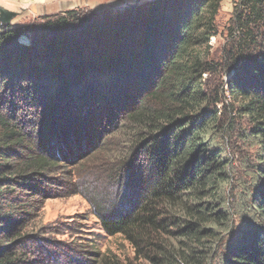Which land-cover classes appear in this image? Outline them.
I'll return each instance as SVG.
<instances>
[{"label":"trees","instance_id":"trees-1","mask_svg":"<svg viewBox=\"0 0 264 264\" xmlns=\"http://www.w3.org/2000/svg\"><path fill=\"white\" fill-rule=\"evenodd\" d=\"M224 1L71 10L30 31L0 22V89L40 112L52 109L59 90L65 104L92 92L93 121L132 133L117 204L99 219L149 264H264V0H240L222 66L209 43ZM218 66L233 74L210 91L204 76L219 74ZM1 98L0 264H17L19 253H9L16 236L1 225L9 223L6 186L56 163L26 140ZM21 145L19 163L10 161L5 151ZM243 147L254 161L237 158Z\"/></svg>","mask_w":264,"mask_h":264},{"label":"rangeland","instance_id":"rangeland-1","mask_svg":"<svg viewBox=\"0 0 264 264\" xmlns=\"http://www.w3.org/2000/svg\"><path fill=\"white\" fill-rule=\"evenodd\" d=\"M42 1L46 3L40 4ZM50 2L0 0V6L18 14L12 25L29 31L43 23L46 16L71 10L89 15L107 8H116L122 14L127 7L120 0H76L69 7L61 8ZM239 3L240 0H225L221 4L215 24L216 35L209 43L211 59L217 65L224 66L227 53L233 49L230 32L236 27ZM30 37V34L24 35L21 41L29 44ZM218 69L221 68L218 66ZM232 74L227 75L221 69L219 74L205 75L204 78L214 84L212 91L229 83ZM62 92L59 90L54 94L56 99L52 109L40 112L16 99L12 90L0 89L1 100L6 102L7 111L4 113L20 122V132L27 136L26 140L34 139L37 149L42 147L44 155H53L51 159L56 163L32 178L16 175L12 180L17 179V182L7 184L6 189L10 192L5 195L8 205L4 216L9 223L1 225L8 226L16 236L9 253H19L17 264H99L101 260L114 264H149L122 236L108 235L99 219L100 213L117 204L115 196L120 191L117 179L122 173L119 167L128 160L131 146L129 148L127 143L131 141L132 133L120 129L114 131L103 120L93 121L92 92L84 93L87 97L78 98L77 102L73 98L68 104L63 102ZM228 93L225 87L221 97L230 107L233 103ZM242 124L243 128L248 127L247 122ZM22 147L25 146L5 151L11 157L10 161L19 163L15 152H22ZM244 154L254 161V150L243 147V154L241 152L237 158Z\"/></svg>","mask_w":264,"mask_h":264},{"label":"water","instance_id":"water-1","mask_svg":"<svg viewBox=\"0 0 264 264\" xmlns=\"http://www.w3.org/2000/svg\"><path fill=\"white\" fill-rule=\"evenodd\" d=\"M138 4L139 0L134 1H123V5H132V3ZM18 16L17 13L9 11L0 6V22L4 25H12V21Z\"/></svg>","mask_w":264,"mask_h":264},{"label":"crops","instance_id":"crops-1","mask_svg":"<svg viewBox=\"0 0 264 264\" xmlns=\"http://www.w3.org/2000/svg\"><path fill=\"white\" fill-rule=\"evenodd\" d=\"M41 1V0H40ZM47 1H52V2H50L51 3V5H53V6H55V7H58V8H61V7H63V6H65V7H69V5L70 4H73V2L74 1H76V0H47ZM79 1H81V2H84V1H86V0H79ZM121 2H123V0H120ZM46 2H44L43 3V1H42V3H40V4H45ZM13 4H14V2H13ZM51 7V6H50Z\"/></svg>","mask_w":264,"mask_h":264},{"label":"built area","instance_id":"built-area-1","mask_svg":"<svg viewBox=\"0 0 264 264\" xmlns=\"http://www.w3.org/2000/svg\"><path fill=\"white\" fill-rule=\"evenodd\" d=\"M127 1H134V0H127Z\"/></svg>","mask_w":264,"mask_h":264}]
</instances>
